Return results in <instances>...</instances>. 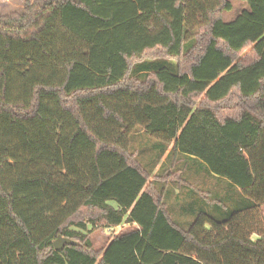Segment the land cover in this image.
<instances>
[{
    "label": "trees",
    "instance_id": "trees-1",
    "mask_svg": "<svg viewBox=\"0 0 264 264\" xmlns=\"http://www.w3.org/2000/svg\"><path fill=\"white\" fill-rule=\"evenodd\" d=\"M241 1L230 20V0H24L0 15V264H264V0ZM157 58L175 72L135 76ZM139 129L169 148L163 172L130 150ZM178 158L247 205L206 213L230 196L196 188ZM170 182L201 198L187 229Z\"/></svg>",
    "mask_w": 264,
    "mask_h": 264
},
{
    "label": "rangeland",
    "instance_id": "rangeland-1",
    "mask_svg": "<svg viewBox=\"0 0 264 264\" xmlns=\"http://www.w3.org/2000/svg\"><path fill=\"white\" fill-rule=\"evenodd\" d=\"M32 1L34 0H30V2ZM230 2L232 3V9L224 13V20H230L234 18L237 14L241 12V9H245L248 7L247 3L241 0H230ZM23 8L24 0H0V15L8 14L12 11L21 12ZM153 58L156 57H151L148 59ZM157 66H159L158 68H164L171 72H175L176 69V64L172 60H166L164 58L145 60L135 65V76L142 78L146 70H155ZM155 143L156 141L146 132H143V130L141 129L137 130L135 133H132L130 136V150L133 151L141 160V162L151 171L161 173L171 165V161H165L166 159L164 157V155L168 153L169 148L165 152H162L159 156V153L155 150L153 146ZM156 154L160 157L158 158V160H156ZM179 159L180 158H178V161H176L175 164L176 167L177 165L178 167L180 166L182 172H179L182 173L181 176L190 181L191 183L195 184L196 188L204 191H209L210 194H212L213 192L215 194L214 198H217L221 201L224 200V198L221 196L223 193H226L228 196H230L228 205L224 208H210L209 206H207V204L202 202V207L205 208L206 213L217 219H221L227 216L229 210L233 211V206L238 204L239 206L244 208L247 205V202L243 199L242 194L236 190L237 187L234 186V190L230 189L229 187H226L224 183L218 181L216 178L211 177L203 170L196 172V167L194 166L195 164L191 165L190 162V168L183 169V163H181V160ZM223 180L226 181L225 179ZM158 188L161 191L165 189L166 195L168 196L167 203L172 212L173 219L177 222H180L182 226L187 229L194 220L193 210H198L199 207H201V205H199L201 201L200 196L196 193H192L191 191H189L187 187L183 186V188H179L178 184L171 182L168 186L163 183H160L158 184ZM194 202L197 203L194 205ZM183 206H186L187 210L182 211L181 208ZM260 209L262 221L264 223V205H262ZM128 228L129 226L124 224L113 229H96L93 233H91L90 237L92 238L94 246L100 247L112 235L123 232ZM252 238H257V235L253 234Z\"/></svg>",
    "mask_w": 264,
    "mask_h": 264
},
{
    "label": "water",
    "instance_id": "water-1",
    "mask_svg": "<svg viewBox=\"0 0 264 264\" xmlns=\"http://www.w3.org/2000/svg\"><path fill=\"white\" fill-rule=\"evenodd\" d=\"M64 243H67V244H75L74 241L68 239V238H65V237H61V236H58L57 239L53 242V246L55 249H59L61 248Z\"/></svg>",
    "mask_w": 264,
    "mask_h": 264
}]
</instances>
